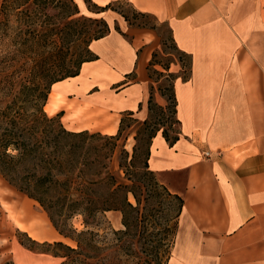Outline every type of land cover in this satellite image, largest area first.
Listing matches in <instances>:
<instances>
[{
	"label": "crops",
	"instance_id": "1",
	"mask_svg": "<svg viewBox=\"0 0 264 264\" xmlns=\"http://www.w3.org/2000/svg\"><path fill=\"white\" fill-rule=\"evenodd\" d=\"M128 1L167 24L190 59L188 77L174 82L179 138L169 144L158 131L148 156L149 170L183 198L168 264H264V0ZM111 16L119 30L90 43L97 58L51 85L46 112H61L69 130L114 135L126 113L149 116L155 82L148 67L160 36ZM180 68L177 62L169 70ZM153 98L165 103L157 91ZM19 228L42 241L63 238L44 218ZM11 245L13 264L61 261Z\"/></svg>",
	"mask_w": 264,
	"mask_h": 264
},
{
	"label": "trees",
	"instance_id": "2",
	"mask_svg": "<svg viewBox=\"0 0 264 264\" xmlns=\"http://www.w3.org/2000/svg\"><path fill=\"white\" fill-rule=\"evenodd\" d=\"M54 1L56 0H0V175L16 190L35 200L46 211L59 234L76 242V247L61 240L43 242V245L48 246L47 252L62 258L59 264H107L105 257L96 253L100 247L95 245L96 232L92 228L98 224L99 218L106 211L119 210L125 229L113 232L118 236V233H121L122 238H128V241L133 239L138 232L137 226L145 219L142 217V209L149 185L161 186L178 200L175 240L183 198L149 176L154 173L148 168V156L151 139L158 131H161L169 144H173L179 138L180 121L176 116L174 82L178 77L182 79L188 77L190 59L176 47L167 26L172 49L177 54L181 68L187 69L180 75L175 74L169 71V65L157 60L159 51L153 53L148 67L150 76L152 77V72L168 78V87L160 93L166 99H170L173 117L167 128L157 127L148 135L147 145L140 151L144 154L143 166L138 171L135 165L138 146L134 145L133 152L129 154L118 143L123 117L118 132L107 135L89 130H69L61 121V112L48 115L44 110L48 88L56 81L77 75L83 62L96 59V55L90 49V43L103 37L111 29L104 19H96L98 29L90 35L83 51L68 62L64 55V44L72 35L69 25L77 22V19L70 18L77 13V9L73 0H58L53 5ZM58 3L61 7L62 4L65 5L64 8L68 5L71 7L68 10L62 8L63 20H60L55 31L47 30L50 43L57 49V59L54 63L57 68L40 67L38 70L36 66L38 64H30L25 57V47L20 41L25 35L24 26L29 21L26 17H36L42 9L58 6ZM93 4L100 10L110 8L121 13L130 25L156 30L159 23L151 14L135 11L138 15L150 16L155 21L153 25L135 24L124 12L110 7L111 2L103 6ZM114 28L119 30L117 25ZM160 39V50L164 52L165 42L162 37ZM156 63L163 70L155 69L153 66ZM152 89L151 86L149 111L153 106L163 110L164 106L153 102ZM126 115L134 116L132 112ZM147 123V118L139 122L145 128ZM174 125H177L176 129L172 128ZM130 194L135 203L129 199ZM76 215L82 218L81 230H77L71 223ZM133 227H136V230ZM30 241L37 243L32 239ZM114 246L118 249L121 244L115 243ZM159 258L158 255H154L149 259V263L160 264ZM139 259L141 263L147 260L146 257Z\"/></svg>",
	"mask_w": 264,
	"mask_h": 264
},
{
	"label": "rangeland",
	"instance_id": "3",
	"mask_svg": "<svg viewBox=\"0 0 264 264\" xmlns=\"http://www.w3.org/2000/svg\"><path fill=\"white\" fill-rule=\"evenodd\" d=\"M57 2L58 0L54 1L53 5ZM73 2L76 5L77 13L70 18L77 19V22L69 25V28L72 30V35L69 41L64 44V55L68 62L70 59H73L72 57H75L77 53L83 51L90 35L94 33L95 29H98L99 24H95L96 19H104L109 24L110 28L117 25L111 16V11L114 10L110 8L100 10L93 4L94 2L92 0H73ZM110 2V7L124 12L129 17L130 21L135 24H155L152 17L138 15L135 12L138 10H136L128 0H113ZM106 4L97 5L103 6ZM57 5L61 7L60 3ZM58 6H48L42 9L36 17H26L29 21L27 25L24 26L25 35L20 41H22L25 47V57H27L30 64H38L36 65L38 70L40 67L57 68L54 65L57 59V49H54V46L50 43V35L47 34V30L52 29L55 31L60 20H63L61 17L62 8L68 10L71 7L68 5V7L64 8L65 5L63 4L61 8ZM156 32L165 42L163 46L164 52L159 50L157 60L165 65H169V67L174 63H179L177 54L174 49H172L171 41L168 38L169 29L167 25L165 23H158L156 25ZM87 56L90 57V55ZM184 69H187V67ZM184 69L180 68L177 72L173 73L180 75L183 73ZM151 74L155 82L152 84V92L157 91L160 93L161 90L168 87L169 81L167 77L156 75V73L152 72ZM49 88L47 100L44 105L45 112L48 111L46 110V103L50 94ZM52 98L53 96L51 99ZM51 99L49 100L50 105L52 103ZM164 99L165 103L161 105L164 106L163 110L153 106L152 110L149 111L147 128H145L144 125H140L139 122L141 120L135 116H128L126 114L123 116L124 122L122 124V131L118 143L120 146H123L129 154L133 152L134 145L138 146L135 159V165L138 171L140 167L143 166L144 154L140 153V151L147 145L148 135L157 127L167 128L173 117L171 114V101L170 99H166L165 96ZM152 100L155 104L159 105L154 98H152ZM175 127H177V125H174L172 128L176 129ZM135 135H137V139H135ZM118 156L119 153L114 160V165L117 162ZM149 176L156 179L160 185H165L157 179L155 174ZM143 178L145 179V176ZM19 194L22 197L21 201L16 198ZM144 197L145 201L143 202L142 217L145 219L137 226V230L140 233L136 232L135 237L130 241H128V238H122V235H120L121 233H118V236L113 232L125 229L122 223V213L119 210L106 211L99 218L98 224L92 228L93 231L96 232L95 245L100 247L99 250H96V253L104 256L107 264H150L149 259L154 255L160 257V264H168L174 244L173 242L175 241L174 230L175 218L178 211V200L170 196L161 186L156 185H149ZM129 199L135 203L131 194L129 195ZM18 217H21V220L27 223H30L33 219L41 220L44 218L52 225L46 211L43 210L35 200L16 190L0 175V263L12 262L10 260L12 248L11 241H18V243L22 244L23 248L25 247L30 251L47 252L46 248L48 246L43 245L44 241L33 238L27 230L19 228V224L23 222H20ZM81 219L80 215H76L71 220V223L77 230L83 229ZM133 228L136 230V227ZM29 238L37 243H31ZM57 240H61L67 245L76 247V242L70 238L58 237ZM115 243H120L121 247L116 249L114 246ZM139 257H146V262L141 263Z\"/></svg>",
	"mask_w": 264,
	"mask_h": 264
},
{
	"label": "bare ground",
	"instance_id": "4",
	"mask_svg": "<svg viewBox=\"0 0 264 264\" xmlns=\"http://www.w3.org/2000/svg\"><path fill=\"white\" fill-rule=\"evenodd\" d=\"M52 105H53V104H51V105H47V106H46V110H48V111L52 110V108H53Z\"/></svg>",
	"mask_w": 264,
	"mask_h": 264
},
{
	"label": "built area",
	"instance_id": "5",
	"mask_svg": "<svg viewBox=\"0 0 264 264\" xmlns=\"http://www.w3.org/2000/svg\"><path fill=\"white\" fill-rule=\"evenodd\" d=\"M208 154H209L208 152H205V155H207V156H208Z\"/></svg>",
	"mask_w": 264,
	"mask_h": 264
}]
</instances>
